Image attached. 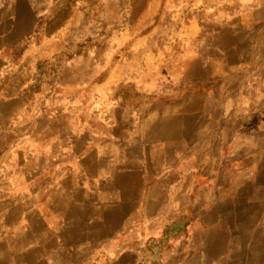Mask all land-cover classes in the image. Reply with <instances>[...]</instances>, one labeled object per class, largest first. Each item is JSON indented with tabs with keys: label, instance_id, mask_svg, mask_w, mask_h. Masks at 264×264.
<instances>
[{
	"label": "crops",
	"instance_id": "0c3cea01",
	"mask_svg": "<svg viewBox=\"0 0 264 264\" xmlns=\"http://www.w3.org/2000/svg\"><path fill=\"white\" fill-rule=\"evenodd\" d=\"M208 6L169 44L184 59L177 73L150 76L161 65L148 63L147 35H122L106 64L94 60L82 75L74 56L51 78L46 53L69 46L81 11L68 14L66 0H0V264H264V118L249 153L239 151L242 136L221 135V82L242 74L250 50L264 49V0ZM203 16L217 25L209 52L178 51L176 43L210 34ZM254 27L258 36L243 44L241 31ZM127 52L142 56L135 74ZM125 86L135 103L120 96ZM102 96L113 109L145 107L148 118L132 127L82 119ZM215 110L224 162L211 177L190 165L212 140Z\"/></svg>",
	"mask_w": 264,
	"mask_h": 264
},
{
	"label": "rangeland",
	"instance_id": "374dc122",
	"mask_svg": "<svg viewBox=\"0 0 264 264\" xmlns=\"http://www.w3.org/2000/svg\"><path fill=\"white\" fill-rule=\"evenodd\" d=\"M206 1L207 2H205V0H66V11L68 14L74 11L73 8H76V10L78 9L77 11H81V13L78 16L72 15L71 17L72 21L76 18V22L75 26L72 25L70 27L71 29L66 36V42L69 46L65 48H51L50 51L46 53L49 56V67L47 72H49V76L52 78L54 76V71H57L58 66L60 67L62 62L68 61L74 56H79L82 57V59L77 63V70L83 75L86 72L94 70V65L92 66L94 60L99 64H106V58L112 57L113 47H120V45L124 43L120 39L122 35L123 37L125 36L127 41H130L134 37L137 38L138 36L147 35L146 52L151 57L148 59V63L161 65L159 70H147L148 74L152 76L159 73L168 76V74L177 73L180 68L183 67L184 59L178 52L174 53L169 50V44H172L176 37H182V34L179 33L180 28L187 24L188 20L193 16H195L196 19L200 13L204 12V7L209 8L208 5L216 8L219 6L225 7L227 3H229V0ZM214 12L218 11H208V13ZM221 17V15H218L216 19L219 20ZM202 26H204L207 33L210 32V34H206L203 38L197 39L196 37L182 45L176 43L175 48L185 53H187V51L190 53H198L200 56L207 51L209 52V48L206 46L212 45L213 42L211 43V41H215V35L217 36V25L213 22L211 17L203 16ZM241 34L245 37L242 41L243 44H252L254 40L253 36H258V27H254L250 32H248L247 29L242 30ZM154 53H158V56L153 57L152 54ZM36 55H40V53ZM124 57L130 59L132 65H130L129 69L131 73L135 74L138 70L137 65L139 61H141L142 56L135 55L132 57L127 52ZM246 60L248 61V64H246L247 67H244L242 74L238 75V78L235 80L227 79L221 82V87L224 88L223 90L226 91L227 89V92H225V101L227 102L226 114L224 111L221 112L226 118V126L224 127L223 124L221 135L223 137L226 135L227 139L233 135L232 143H235V141L238 142L242 136L243 144L239 149L242 153H249L251 150L255 149L253 148L255 146V141L253 140L252 142L251 139H249L251 135H253L254 138L258 135V140L263 136L260 126L262 118H264V112H261V109L264 108V94L261 93L264 85L261 82H263L264 79L263 81L253 80L248 73L254 72L262 76L264 75V49L257 52H254L253 49L250 50V55L246 54ZM91 66L93 67L92 69H90ZM42 67L41 65L40 68ZM236 88H242L244 91L247 89L246 91L250 93L243 96H239L238 94L235 95ZM251 90H253V92H251ZM120 96L125 98V102L128 104L135 103L138 99V96L133 93V87L130 86L121 88ZM55 100H57V97ZM113 105L114 100L111 99V96H102L96 104L90 107V111L84 113L81 118H96L101 120L116 118L122 125H126V127H132L137 121L148 118L146 115L149 113L145 107H135L125 110L124 107L113 109ZM53 107L55 106H52V108ZM151 109H154V107H151L149 110ZM56 111L57 110H53L52 113H56ZM150 114L154 113L152 112ZM212 114L214 115L212 116V120H215V126L212 128L209 126L210 129H212V140L210 143L204 144V149H200L198 154H196V159L191 161L192 166L190 165V167L204 170L205 175L211 177L214 176L218 164L224 162V160L221 159L222 156L219 150L222 145L219 144L217 138L219 136V129L217 127L219 111L215 110ZM236 124L242 127H239L234 133ZM134 129H137V127ZM205 129L207 130L206 127ZM178 147H182L185 150L187 145L180 144ZM227 149L228 152H234L232 144L227 145ZM166 154L170 155L173 154V152L165 150L163 152L164 157H166ZM185 162L186 161H184V165ZM171 163L174 164L173 159L164 160V165H171ZM186 166H184V168ZM168 184V180L163 181V185ZM157 194L158 193H155L154 195Z\"/></svg>",
	"mask_w": 264,
	"mask_h": 264
}]
</instances>
